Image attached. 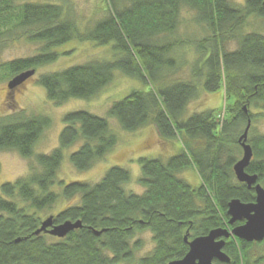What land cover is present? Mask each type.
I'll use <instances>...</instances> for the list:
<instances>
[{
  "label": "trees",
  "instance_id": "1",
  "mask_svg": "<svg viewBox=\"0 0 264 264\" xmlns=\"http://www.w3.org/2000/svg\"><path fill=\"white\" fill-rule=\"evenodd\" d=\"M106 3L104 17L81 33L60 4L0 1V40L25 37L41 44L35 55L0 65L11 75L56 61V49L74 39L113 45L116 57L111 60H90L40 74L39 84L50 101L62 104L72 98L91 99L113 81L117 71L149 84L148 91L134 89L115 101L107 117L86 109L65 114L59 146L50 153L34 151L51 122L48 116L20 111L0 117V150L34 157L28 175L1 185L0 264L129 263L143 248L141 239L133 241L143 230L152 232L154 246L137 264H169L189 251L187 234L193 239L224 228L232 199L255 200V192L236 181L233 167L242 157L239 138L253 119L250 105L264 109V35L241 32L251 16L264 18V0H246L242 6L233 0ZM185 9L196 12L198 20L211 29V36L199 47L203 56L199 61H204L207 70L200 74L196 68L190 79L167 84L163 79L174 70L166 69L177 67L173 54L177 44L160 42L175 35ZM234 38L238 48L229 51L225 41ZM222 81L227 98L235 100L233 105L227 104L222 118L213 109L185 116L189 102L201 89L216 91L222 88ZM110 118L131 132L152 125L163 138L174 144L177 141L179 151L168 158L139 159L141 194L125 188L132 176L121 165L110 167L98 182L61 180L62 192L53 190L66 149L80 143L70 160L77 169L87 170L116 147L118 135ZM248 142L254 156L246 171L257 175L264 185V134L250 136ZM191 165L201 176L199 187L180 176ZM76 195L80 196L78 203L60 210L54 220L57 224L82 220L83 227L64 238L35 234L41 226V211L54 206L60 196ZM224 248L233 255V261L224 264H252L245 247L240 250L230 242Z\"/></svg>",
  "mask_w": 264,
  "mask_h": 264
},
{
  "label": "rangeland",
  "instance_id": "2",
  "mask_svg": "<svg viewBox=\"0 0 264 264\" xmlns=\"http://www.w3.org/2000/svg\"><path fill=\"white\" fill-rule=\"evenodd\" d=\"M28 1L62 5L67 15L74 18L78 23L79 32L81 33H84L86 28L92 27L96 21L102 19L107 8L106 0ZM233 1L237 5L242 6L246 0ZM197 17L200 19V16H197L196 12L185 9L182 13V21L175 35L160 42L161 44L166 42L177 44L175 47L177 50L173 53L177 60L175 64L177 67H172L171 65L166 69L167 71L174 70L169 77L163 79L167 84L173 82L175 79H190L196 68L199 69L200 74H203L207 70V65L204 61H199L203 57L199 47L202 40L209 35L211 29L206 24L201 23ZM241 32L242 34L258 32L264 35V18L251 16ZM40 46L41 44L31 42L25 37L17 40L2 37L0 40V65L13 59L35 55L39 51ZM225 48L229 51L237 49V39L226 40ZM56 51L59 53L56 61L36 68L34 76L14 90H10L8 87V83L14 75H11L6 68L0 67V117L3 118L7 115L25 111L27 114L43 115L50 118L51 122L49 126L43 130L35 143V154L50 153L59 146V136L64 127L63 118L68 112L86 109L99 116L107 117L112 104L124 98L132 90H149L148 83L117 71L113 81L95 97L91 99L72 98L62 104L54 103L48 99L45 88L39 84L38 78L40 74L59 71L90 60H111L116 57L112 44L100 45L89 40L74 39L63 44ZM198 77L199 74L196 73L195 79L197 82ZM221 86V89L213 92L201 89L199 95L189 102L185 116L213 109L216 110L215 113L217 115L221 114L222 118L223 110H226L227 104L233 105L235 100L234 98H231V100L227 98L224 81H222ZM11 91L13 92L11 93ZM250 110L253 113V123L249 133L252 138L264 134V109L250 105ZM110 123L118 135L116 147L87 170L77 169L70 160V154L79 147L80 143L66 149L65 158L57 174V182L52 187L53 190L58 193L62 192V187L58 183L61 180L65 182L74 180H83L91 183L98 182L110 167L121 165L127 168L132 176L131 180L125 184V188L134 193L141 194L144 188L138 181L142 173L139 159L141 157L156 158L159 156L168 158L179 151L177 141L174 144L173 141L163 138L152 125L131 132L123 130L114 118H110ZM244 128L245 126L241 127V130ZM33 164L34 157L31 159L26 158L16 150H0V192L3 183L13 182L20 177L28 175ZM180 176L194 187H199L202 184L198 169L192 165L188 166ZM79 199V195L72 198L60 196L59 201L54 206L41 211V220L43 221L51 215H56L67 206L77 204ZM138 239L142 240L143 248L136 252L133 261L120 264H137L139 258L146 255L153 248L154 242L150 230L138 232L133 241ZM247 254L252 264H264V243L250 248Z\"/></svg>",
  "mask_w": 264,
  "mask_h": 264
},
{
  "label": "water",
  "instance_id": "3",
  "mask_svg": "<svg viewBox=\"0 0 264 264\" xmlns=\"http://www.w3.org/2000/svg\"><path fill=\"white\" fill-rule=\"evenodd\" d=\"M35 73L36 70L31 69L17 74L9 81L8 87L12 90L17 88ZM250 128L251 120L249 119L244 133L239 138L243 154L233 168L238 181L247 183L250 188L254 187L256 201L245 203L238 198L232 199L228 204V215L231 217L230 223L236 220H246V223L235 228L233 233L241 239L252 242L264 239V187L257 183V175L249 174L246 171L254 155L252 146L248 143ZM54 219L55 216L51 215L43 220L35 234L44 232L57 238H64L70 232L83 227L82 220H66L57 224ZM102 231H95V234L100 235ZM230 235L231 232L227 228H215L207 235L193 239H189V234H187L185 241L189 246V251L182 259L173 260L169 264H216V260L221 263H229L231 258L223 249L226 243L225 239Z\"/></svg>",
  "mask_w": 264,
  "mask_h": 264
},
{
  "label": "flooded vegetation",
  "instance_id": "4",
  "mask_svg": "<svg viewBox=\"0 0 264 264\" xmlns=\"http://www.w3.org/2000/svg\"><path fill=\"white\" fill-rule=\"evenodd\" d=\"M29 80V79H28ZM27 80V81H28ZM25 83V82H24ZM23 83V84H24ZM19 87V86H18ZM17 87V88H18ZM16 89V88H15ZM10 90H12V89H10ZM14 90V89H13ZM13 91H11V93H12ZM251 111V110H250ZM253 115V114H252ZM251 120V125H252V120L253 119H250ZM252 127V126H251ZM248 141H249V136H248ZM249 143V142H248ZM250 144V143H249ZM251 145V144H250ZM241 149H242V147H241ZM253 149V148H252ZM242 154H243V149H242ZM254 156V155H253ZM253 175V174H252ZM255 175V174H254ZM235 177H236V175H235ZM236 181L237 182H239V183H242V184H244L248 189H250V190H253L254 192H255V189H254V187H249L248 185H247V183H243V182H240V181H238L237 180V178H236ZM257 183H260L263 187H264V185L261 183V182H259L258 180H257ZM255 196H256V192H255ZM256 201V197H255V200L253 201V202H255ZM253 202H251V203H253ZM230 219H231V217L229 216V218H228V220L226 221V225L224 226V228H227L228 230H229V232H231V235L228 237V238H226L225 239V241H226V243H225V246L227 245V244H230V242H231V245H235L236 247H238L240 250H241V248L242 247H245V251H246V254H247V252H248V250L250 249V248H252V247H254V246H258V245H261L262 243H264V239L262 240V241H252V242H249V241H247V240H244V239H241V238H239L238 236H236L234 233H233V230L235 229V228H237L238 226H241V225H244L245 223H246V220L245 219H242V220H236V221H234V222H231L230 223ZM42 223V222H41ZM47 234V233H46ZM224 251H225V248L223 249ZM227 253V252H226ZM228 254V253H227ZM229 255V254H228ZM230 256V255H229ZM247 257H248V254H247ZM230 258H231V261L230 262H232L233 261V255H232V252H231V256H230ZM252 262V261H251ZM215 263L216 264H224V263H221V262H219V261H215Z\"/></svg>",
  "mask_w": 264,
  "mask_h": 264
}]
</instances>
